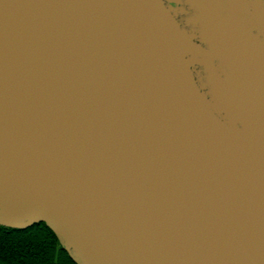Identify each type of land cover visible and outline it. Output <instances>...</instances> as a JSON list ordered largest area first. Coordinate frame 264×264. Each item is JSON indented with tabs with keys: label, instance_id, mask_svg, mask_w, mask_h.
Masks as SVG:
<instances>
[{
	"label": "water",
	"instance_id": "1",
	"mask_svg": "<svg viewBox=\"0 0 264 264\" xmlns=\"http://www.w3.org/2000/svg\"><path fill=\"white\" fill-rule=\"evenodd\" d=\"M77 264H264V0H0V224Z\"/></svg>",
	"mask_w": 264,
	"mask_h": 264
},
{
	"label": "trees",
	"instance_id": "2",
	"mask_svg": "<svg viewBox=\"0 0 264 264\" xmlns=\"http://www.w3.org/2000/svg\"><path fill=\"white\" fill-rule=\"evenodd\" d=\"M0 264H77L44 222L20 229L0 224Z\"/></svg>",
	"mask_w": 264,
	"mask_h": 264
}]
</instances>
